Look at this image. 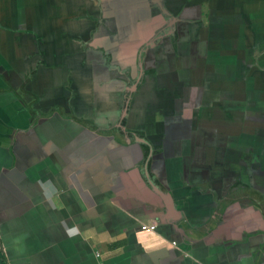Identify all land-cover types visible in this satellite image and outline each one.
<instances>
[{"label":"crops","instance_id":"obj_1","mask_svg":"<svg viewBox=\"0 0 264 264\" xmlns=\"http://www.w3.org/2000/svg\"><path fill=\"white\" fill-rule=\"evenodd\" d=\"M155 1L0 0V264H264L260 148L210 122L228 28L177 0L165 75Z\"/></svg>","mask_w":264,"mask_h":264},{"label":"rangeland","instance_id":"obj_2","mask_svg":"<svg viewBox=\"0 0 264 264\" xmlns=\"http://www.w3.org/2000/svg\"><path fill=\"white\" fill-rule=\"evenodd\" d=\"M34 2L38 10L41 8L43 10L48 0H34ZM160 2L161 0L150 3V9L152 13H154L153 15H162V19L160 17L162 25L158 32L161 36L163 35V38L160 36L157 37L159 33L155 34L154 43H156L158 47L163 48L161 57L166 59V65H163L164 67L162 70L166 71L165 75H171L172 73L170 74V72H168L169 69H167L169 68L168 64L170 65L169 61L171 62V58H173L175 51L177 54L182 50L181 48L180 50L177 49V45H174V42L177 40V37L173 33L176 22L171 13L173 10L170 9H175L174 7H176L177 0H168V4L165 0L162 1L161 4ZM180 2H182V6L186 5V7L180 9L181 13L185 8L189 7L188 10L191 12V17H195L193 11H197L198 17H200L203 22L205 19L210 21L213 11L219 12L216 16V23L218 25L222 24L224 28H228L222 29L220 27V29H222L221 33L219 32L213 35L215 38L213 45H215V43H222L223 45L221 47L223 49L217 47L210 50L213 57H218L223 54L222 56L226 57L229 62L235 61V63L229 64L230 71L228 80H226V83L223 85V88L227 89L225 91L227 95L224 94L222 100L220 97L217 98L219 101L213 102L210 105V110L212 111L210 116V122L213 127L212 133L214 137L218 136V134L226 136L225 138H227L229 142L232 141L231 139H235L234 144L237 142V145L233 144L236 150L235 153L242 152L245 159L248 160H250L252 156V145L256 144V146H259L260 160H262L260 169L263 173L264 0H180ZM62 12H66V9H63ZM185 12L188 14V11ZM178 17L181 25L189 24L192 19H195L191 18L190 20L188 17L184 18L186 16H183V14ZM58 22L60 23L61 21L58 20ZM192 22L194 21L192 20ZM200 34L201 33L198 35L200 36ZM216 40L218 42H216ZM174 47L175 50L173 51ZM140 52L141 51H139V53ZM142 59V54H138V65H136L135 71L137 76L141 75L138 69H143L144 67L140 64ZM149 68L151 67L149 66L148 69ZM224 70L225 69H223V74ZM121 73L123 74V71ZM225 75H227L226 70ZM118 76L123 78L122 75ZM203 110L206 111L205 109ZM222 112L224 114H222ZM260 182L264 190L263 177L260 179ZM261 192L262 193H259L260 201L264 203V192Z\"/></svg>","mask_w":264,"mask_h":264},{"label":"built area","instance_id":"obj_3","mask_svg":"<svg viewBox=\"0 0 264 264\" xmlns=\"http://www.w3.org/2000/svg\"><path fill=\"white\" fill-rule=\"evenodd\" d=\"M148 228H149V229H153L154 226H148V227L145 226V225H142V226H141V229H142V230H146V229H148ZM101 264H103V263H101Z\"/></svg>","mask_w":264,"mask_h":264},{"label":"water","instance_id":"obj_4","mask_svg":"<svg viewBox=\"0 0 264 264\" xmlns=\"http://www.w3.org/2000/svg\"><path fill=\"white\" fill-rule=\"evenodd\" d=\"M150 183V185L154 188V189H156L158 192L160 191L159 189H157L158 187L154 184V183H152L151 181L149 182ZM167 195V194H166ZM168 196V195H167Z\"/></svg>","mask_w":264,"mask_h":264}]
</instances>
